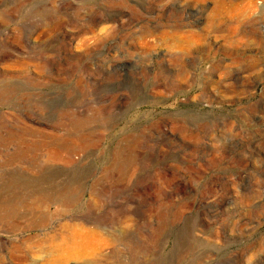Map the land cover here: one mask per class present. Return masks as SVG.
I'll list each match as a JSON object with an SVG mask.
<instances>
[{"label":"rangeland","instance_id":"rangeland-1","mask_svg":"<svg viewBox=\"0 0 264 264\" xmlns=\"http://www.w3.org/2000/svg\"><path fill=\"white\" fill-rule=\"evenodd\" d=\"M0 264H264V0H0Z\"/></svg>","mask_w":264,"mask_h":264}]
</instances>
